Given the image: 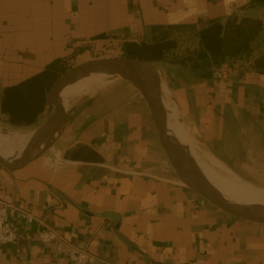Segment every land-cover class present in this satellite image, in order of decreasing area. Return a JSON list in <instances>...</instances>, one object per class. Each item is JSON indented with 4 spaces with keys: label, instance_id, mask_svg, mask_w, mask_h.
<instances>
[{
    "label": "crops",
    "instance_id": "1",
    "mask_svg": "<svg viewBox=\"0 0 264 264\" xmlns=\"http://www.w3.org/2000/svg\"><path fill=\"white\" fill-rule=\"evenodd\" d=\"M231 20L258 22L249 49L212 64L208 76L181 61L199 48V31ZM167 37L178 55L155 62L191 139L245 177L264 175L262 1L0 0V89ZM0 200L20 234L18 245L0 246V264H73L38 241L45 226L92 252L93 264H264V225L221 212L179 182L147 106L120 78L73 102L45 156L15 171L0 164Z\"/></svg>",
    "mask_w": 264,
    "mask_h": 264
},
{
    "label": "water",
    "instance_id": "2",
    "mask_svg": "<svg viewBox=\"0 0 264 264\" xmlns=\"http://www.w3.org/2000/svg\"><path fill=\"white\" fill-rule=\"evenodd\" d=\"M98 72H111L130 83L138 92L150 112L158 141L165 151L167 161L181 184L196 194L202 202L210 204L227 215L264 225V209L233 201L216 189L217 196L214 195L204 184L199 173L190 166L187 147L170 135L172 129L168 119V110L161 95L163 82L156 62L149 59L123 54L89 59L69 66L53 82L46 95L47 106L51 108L48 117L30 133L23 151L18 156L0 154V164L15 171L45 156L54 147L67 121V108H65L60 94L62 87ZM38 144H41V147L36 151ZM226 202L234 204L236 207H229ZM109 215L119 222L118 216Z\"/></svg>",
    "mask_w": 264,
    "mask_h": 264
},
{
    "label": "trees",
    "instance_id": "3",
    "mask_svg": "<svg viewBox=\"0 0 264 264\" xmlns=\"http://www.w3.org/2000/svg\"><path fill=\"white\" fill-rule=\"evenodd\" d=\"M258 27V22L251 21L239 23L231 20L226 25L213 22L199 31V48L192 49L189 56L181 61L202 76L211 75L212 64L222 61L227 55H237L249 49ZM179 46L177 39L167 37L144 43L127 42L123 49L124 55L130 57L160 61L177 57ZM256 65L264 70V57ZM67 68L51 65L0 89V117L15 126L35 125L48 107L46 95L51 85Z\"/></svg>",
    "mask_w": 264,
    "mask_h": 264
},
{
    "label": "bare ground",
    "instance_id": "4",
    "mask_svg": "<svg viewBox=\"0 0 264 264\" xmlns=\"http://www.w3.org/2000/svg\"><path fill=\"white\" fill-rule=\"evenodd\" d=\"M93 79L90 81L86 79L76 80L62 87L60 94L65 108H67L69 102L73 100L72 98L75 95L79 93L82 94L87 89L85 93L90 92L105 84L104 81H98L99 78L97 76H94ZM161 95L162 101L168 110V119L172 129L170 135L185 146L187 144L186 147L189 150L188 158L190 166L199 173L209 191L216 195V189L233 201L247 203L255 208L264 209V189L240 181L241 178L239 177V180L236 176H232L231 174H233V171L226 166V164L222 163L221 160H218L217 157L215 158L213 154L206 150L202 152L201 148L194 140L191 139L190 142H187V137L190 139L189 132L186 129L187 127H185L184 123L180 120L181 114L178 112L177 102L174 101L170 91L165 85H162ZM30 133L23 134L18 132V130L9 134L0 133V154L4 156H18L23 151ZM40 147L41 144H38L36 151H38ZM226 203L229 207H236L234 204L229 202Z\"/></svg>",
    "mask_w": 264,
    "mask_h": 264
},
{
    "label": "built area",
    "instance_id": "5",
    "mask_svg": "<svg viewBox=\"0 0 264 264\" xmlns=\"http://www.w3.org/2000/svg\"><path fill=\"white\" fill-rule=\"evenodd\" d=\"M226 66V64L224 65ZM31 220V217L28 216ZM37 239L42 244H51L58 252H65L73 264H93L97 257L86 248H81L67 240L58 230L45 226L38 232ZM20 242V234L15 230L8 214V206L0 200V246Z\"/></svg>",
    "mask_w": 264,
    "mask_h": 264
},
{
    "label": "rangeland",
    "instance_id": "6",
    "mask_svg": "<svg viewBox=\"0 0 264 264\" xmlns=\"http://www.w3.org/2000/svg\"><path fill=\"white\" fill-rule=\"evenodd\" d=\"M118 55H122V54H120L118 51H110V52H102V53L100 52V53L94 54L92 57H94V58H103V57H114V56H118ZM94 58H91V59H94ZM94 76H97L99 78L98 81H104L105 84H103V86L97 87L96 88L97 90L93 89L90 92L85 93L88 90L87 89L82 94L79 93L78 95H75L72 98L73 100L69 102V104L67 106V109L70 108V106L73 104V102L77 98H79L81 96L86 97V96L95 95V93L97 91H99L101 89H104V88H107L112 83L114 78H119V77H117V75H114L111 72H98V73H94V74L85 76V77H83V78H81L79 80L86 79L87 81H90L91 79L94 78ZM95 79H93V80H95ZM162 85H165L164 82L162 83ZM165 87L167 88L166 85H165ZM177 109H178V112L180 114V111H179L178 107H177ZM50 112H51V108L48 111V115L50 114ZM180 120L183 123V120L181 119V116H180ZM37 125L38 124L31 125V126H15V125H12V124L8 123L3 117H0V133H2V134H9V133H12V132H16L17 130H18V132H21L23 134H27V133L32 132ZM190 141H191V137H190V139H188V137H187V142H190ZM186 146H187V144H186ZM224 172L229 174L226 171H224ZM231 175L232 176H236V178L239 179V180L241 178L240 181H242V182H244L246 184H249V185L254 186V187H260V188L262 187L264 189V175H258V178H251L250 174L248 175L249 177H245L243 174H240V173H238L236 171H233V174H231Z\"/></svg>",
    "mask_w": 264,
    "mask_h": 264
}]
</instances>
